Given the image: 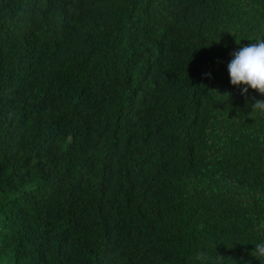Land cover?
<instances>
[{
    "label": "trees",
    "instance_id": "trees-1",
    "mask_svg": "<svg viewBox=\"0 0 264 264\" xmlns=\"http://www.w3.org/2000/svg\"><path fill=\"white\" fill-rule=\"evenodd\" d=\"M259 38L264 0H0V264H261Z\"/></svg>",
    "mask_w": 264,
    "mask_h": 264
},
{
    "label": "clouds",
    "instance_id": "clouds-1",
    "mask_svg": "<svg viewBox=\"0 0 264 264\" xmlns=\"http://www.w3.org/2000/svg\"><path fill=\"white\" fill-rule=\"evenodd\" d=\"M255 41L233 52V59L227 65L231 84L247 86L241 90L242 95L247 94L249 87L264 95V38ZM252 107L253 111L264 112V100L256 101ZM251 255L264 264V242L256 243Z\"/></svg>",
    "mask_w": 264,
    "mask_h": 264
}]
</instances>
